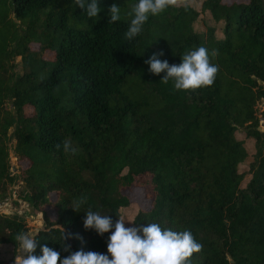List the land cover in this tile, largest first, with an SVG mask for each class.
Segmentation results:
<instances>
[{
    "label": "trees",
    "instance_id": "obj_1",
    "mask_svg": "<svg viewBox=\"0 0 264 264\" xmlns=\"http://www.w3.org/2000/svg\"><path fill=\"white\" fill-rule=\"evenodd\" d=\"M199 1L213 22L204 31L182 4L150 16L129 42L126 13L138 0H99L97 19L73 0H0V201L17 179L12 149L23 164L16 195L43 220L34 255L44 245L61 259L81 248L107 254L112 233L85 230L84 211L115 223L140 189L150 206L131 227L190 230L203 245L191 264H264V0ZM112 4L121 20L108 23ZM200 46L218 50L209 87L174 91L145 63L162 53L178 65ZM239 130L255 141L246 172ZM65 139L77 154L55 147ZM18 232L28 233L23 216L0 213V264H14Z\"/></svg>",
    "mask_w": 264,
    "mask_h": 264
},
{
    "label": "clouds",
    "instance_id": "obj_2",
    "mask_svg": "<svg viewBox=\"0 0 264 264\" xmlns=\"http://www.w3.org/2000/svg\"><path fill=\"white\" fill-rule=\"evenodd\" d=\"M180 0H138L130 5L126 13L130 17L125 32V39L131 42L142 33L149 17H155L171 6H177ZM76 8L83 10L88 18H98L101 12L99 0H73ZM121 20V7L112 4L108 9V23ZM162 53L153 54L145 63L152 75L165 73L162 83L173 82V90L188 93L202 87H209L214 83L219 66L212 63V57L218 55V50H209L200 46L185 52L181 62L169 65L167 60H161ZM65 153L75 155L79 148L70 139H65L55 145ZM86 199H75L70 206L76 213ZM83 228L93 230L98 236L111 232L108 237L107 254L84 251L83 248L71 252L61 259L60 252L46 245L40 248L41 255H34L38 241L26 232H18L15 241L18 242V255L14 257V264H191L194 253L202 251L203 245L195 239L190 230L174 231L162 228L158 223L146 226L125 227L122 218L113 223L109 215H101L90 208L84 211ZM63 230V228H62ZM72 234H65L63 241L71 239ZM79 238V237H77ZM63 251L69 252L70 245L62 246Z\"/></svg>",
    "mask_w": 264,
    "mask_h": 264
},
{
    "label": "rangeland",
    "instance_id": "obj_3",
    "mask_svg": "<svg viewBox=\"0 0 264 264\" xmlns=\"http://www.w3.org/2000/svg\"><path fill=\"white\" fill-rule=\"evenodd\" d=\"M235 1L241 2L245 0H235ZM182 4H187L191 6L194 10L199 12V17L195 23V28L197 30L204 31L207 25L213 24L209 14L206 12H201L200 10L201 1L184 0V1H180L178 5H182ZM217 35L219 36L221 35L220 31L217 32ZM14 62L18 64L15 71L20 72L21 70L20 58L16 57ZM259 108L261 109L262 106H260ZM261 129L263 130L262 127ZM236 137L237 139L244 141V146L248 153V158L246 159V161L239 166L240 172H246L248 169V163L251 161L255 153V148H254L255 141L253 139L245 138L244 132L242 130H239L236 133ZM13 143L14 142H12L11 144ZM9 153H10V162L12 165V171L17 176V179L12 185L9 186L7 190L6 199L3 201H0V213L8 214L14 211L18 212L20 215L23 216V219L26 222V226L28 228V234L30 236H33L38 230L43 228L42 216L40 213H37L36 211H34L31 207H28L25 202H22L20 199H18L16 193L20 191V189L23 187V183L21 181L22 175H21V170H20L23 164H20L17 161V157L13 153L12 149H9ZM248 180H249V176H246L244 179L243 187L246 185ZM129 194H130V198H131L130 200H131L132 205L128 208L120 210V215H121V218L125 222V227H131V221L135 213L137 212V208L147 209L150 206V201L145 198L144 193L140 189L130 190ZM45 209L48 211L50 217L53 218L54 215H53L52 209L49 207Z\"/></svg>",
    "mask_w": 264,
    "mask_h": 264
}]
</instances>
